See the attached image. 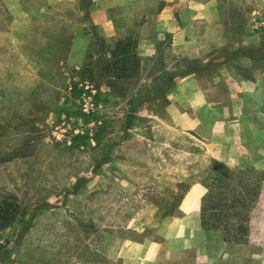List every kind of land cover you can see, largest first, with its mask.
<instances>
[{
	"label": "rangeland",
	"instance_id": "374dc122",
	"mask_svg": "<svg viewBox=\"0 0 264 264\" xmlns=\"http://www.w3.org/2000/svg\"><path fill=\"white\" fill-rule=\"evenodd\" d=\"M112 3L109 49L129 39L135 51L143 23L160 34L155 56L128 64L123 93L104 82L81 0H0V199L20 205L0 264H264V0ZM172 3L199 39L184 56L160 24ZM185 72L209 100L195 118L238 131L219 140L229 152L168 112L167 78Z\"/></svg>",
	"mask_w": 264,
	"mask_h": 264
},
{
	"label": "crops",
	"instance_id": "0c3cea01",
	"mask_svg": "<svg viewBox=\"0 0 264 264\" xmlns=\"http://www.w3.org/2000/svg\"><path fill=\"white\" fill-rule=\"evenodd\" d=\"M112 1L116 0H89V2L92 3L89 4V8L87 11V25H89L91 29L93 28L104 39L106 43L110 42L115 36L113 21L110 16L111 8L115 6ZM117 2V4H121V0H117ZM181 5V3L166 4L165 6H163V8H161L159 16L162 19V21H160V24L166 23L167 25L175 27V34L172 36L171 42L174 44L175 49H177L178 52L181 53V56H184L183 54H187L188 50L193 49V47L196 48L199 39L198 36L195 38H191V36H189L186 32V26L183 24H179L175 19L174 13L181 8ZM193 6V8L197 10H205L206 8L211 9L210 14L212 17H214V11L212 9L211 3H201L198 5L193 3ZM196 6H198L199 8H197ZM192 23L195 22L193 21ZM211 24V26H213V23ZM146 25L147 23H143V25L141 26L140 35L135 46L136 55L140 58H152L153 56H155L157 53V44L159 43L160 34H153L149 29L147 31L148 26ZM91 40L92 36L88 32L87 34L75 36V46L73 47V50L68 57V63L74 69H79L82 66L85 48L86 46L88 48ZM211 40H215V42L217 43L219 41V38L218 36H215L214 39L212 35ZM79 43H81L83 46L81 45L80 47ZM167 71L168 70H166L165 72ZM199 78V76L192 72H185L181 76H175L173 78V83L169 88V95L171 96L169 97L170 102L167 106V110L170 114H172L171 116L173 118L180 120L182 124L185 123L186 128H197L200 134L206 140H210L213 142L212 145L215 150H217L216 152L227 153V151L229 152V150L225 149V147L228 148V146L218 144L220 143L219 140L226 137H230L231 139L237 138L239 136V133L238 131H236V129L231 128V130L227 126H225V122L223 123L213 121L210 125L205 126L203 121H199L197 117L195 118V113L207 106L209 101L207 99L205 90H203V88H201V85H199ZM158 81L161 82L160 79ZM173 114H175V116ZM214 142H216V145H214ZM231 146L232 145H229L230 148ZM233 147L236 148L237 146ZM133 245L139 247L141 250H143L146 246L145 243H134ZM136 248L131 247L130 249H125L123 250V254L127 255L131 252V250ZM142 253H145V251H142ZM122 264H126V260H123Z\"/></svg>",
	"mask_w": 264,
	"mask_h": 264
},
{
	"label": "trees",
	"instance_id": "16d2710c",
	"mask_svg": "<svg viewBox=\"0 0 264 264\" xmlns=\"http://www.w3.org/2000/svg\"><path fill=\"white\" fill-rule=\"evenodd\" d=\"M89 3V0H81V10L84 12L85 19L88 20V12H86L85 4ZM93 36L95 40L100 44L102 48V66L101 71L103 74L104 82L111 89L117 90L119 93H123L126 87L123 86V82L132 78L128 64L131 60H136V64L139 66V59L135 51L131 50L130 40L126 39L118 40L114 43L113 47L109 49L104 39L92 28ZM132 60V61H133ZM188 73V72H187ZM167 78V77H166ZM163 78L162 82L166 86L167 79L173 80L174 77ZM217 165V163H215ZM184 195V194H183ZM177 199L182 200L181 195ZM20 205L17 200L11 196L2 197L0 199V231L12 225L19 216ZM91 227L92 224H89Z\"/></svg>",
	"mask_w": 264,
	"mask_h": 264
}]
</instances>
